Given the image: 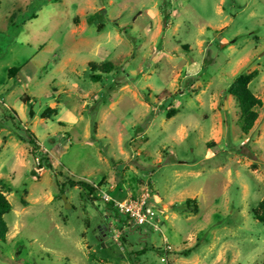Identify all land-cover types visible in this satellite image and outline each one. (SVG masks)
<instances>
[{
	"label": "rangeland",
	"instance_id": "1",
	"mask_svg": "<svg viewBox=\"0 0 264 264\" xmlns=\"http://www.w3.org/2000/svg\"><path fill=\"white\" fill-rule=\"evenodd\" d=\"M147 187L161 231L100 197ZM0 192V264H264V0H0Z\"/></svg>",
	"mask_w": 264,
	"mask_h": 264
},
{
	"label": "trees",
	"instance_id": "2",
	"mask_svg": "<svg viewBox=\"0 0 264 264\" xmlns=\"http://www.w3.org/2000/svg\"><path fill=\"white\" fill-rule=\"evenodd\" d=\"M114 69V66L111 63L104 64L101 68L102 74H107L111 72ZM17 69L12 68L10 69L11 74H15ZM102 74H91L90 79L93 82H101L103 80ZM257 71H254L249 74H240L235 78V80L231 83L228 89V93L235 98L238 104V108L240 111V125L242 132L245 134H248L254 127L259 114L257 109L262 106L263 102L260 98H258L250 89L249 85L252 82V80L256 77ZM170 93L167 90H164L161 92V94L158 95L160 99L164 98L166 95H169ZM50 109H47V111L44 114H48ZM33 111H30V115L32 116ZM175 114L174 110H170L167 113V117L171 118ZM30 154L35 155L37 152V146L34 141L35 138L33 135L30 136ZM69 184L73 185H80L83 188H85L88 191V196L95 195L97 192L98 185L95 184H88L83 181H69ZM63 193V192H62ZM96 196V195H95ZM106 208L110 211H112L115 215H121L115 208L113 203H106ZM12 210V205L6 198V196L0 192V242L5 243L7 240V234H8V224L5 220V216L9 214ZM253 214L255 218L261 222L264 223V201H262L256 209H254ZM128 219V217H127ZM170 252V251H167ZM144 251H141L138 253V255L143 254ZM133 261V260H132ZM133 264H136L134 261Z\"/></svg>",
	"mask_w": 264,
	"mask_h": 264
},
{
	"label": "built area",
	"instance_id": "3",
	"mask_svg": "<svg viewBox=\"0 0 264 264\" xmlns=\"http://www.w3.org/2000/svg\"><path fill=\"white\" fill-rule=\"evenodd\" d=\"M100 197L105 203H113L114 208L120 214L128 217L135 226L149 225L153 230L161 231L160 216L149 202L151 198L150 188L147 187L138 193L128 191L125 198L121 200L114 198L107 192H101ZM167 247L169 250L170 247L168 245Z\"/></svg>",
	"mask_w": 264,
	"mask_h": 264
},
{
	"label": "water",
	"instance_id": "4",
	"mask_svg": "<svg viewBox=\"0 0 264 264\" xmlns=\"http://www.w3.org/2000/svg\"><path fill=\"white\" fill-rule=\"evenodd\" d=\"M63 198H64V201H65L66 200V197L64 196Z\"/></svg>",
	"mask_w": 264,
	"mask_h": 264
}]
</instances>
